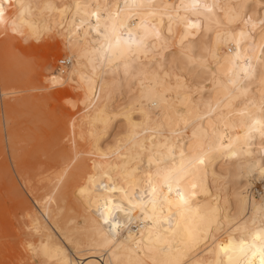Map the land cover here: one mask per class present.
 <instances>
[{"label":"bare ground","instance_id":"bare-ground-1","mask_svg":"<svg viewBox=\"0 0 264 264\" xmlns=\"http://www.w3.org/2000/svg\"><path fill=\"white\" fill-rule=\"evenodd\" d=\"M0 2L4 4L8 25L13 23L20 25L23 32V35H13L9 31L5 37V26L0 25V72L5 74L8 71L12 73L24 71L22 67L24 57L44 53L46 55L44 69L35 79L25 76L12 80L1 76V85L5 91L27 87L30 84L34 87L25 89L24 92L47 90L54 88L51 83L53 78L59 80L67 77L74 83L65 86L62 92L55 91L57 94L55 95L67 100L74 108L76 105L82 108L77 112V117H75L77 113L69 118L59 117L58 126L56 130L51 131V136L48 135L45 145H39L38 136L31 131L35 137L27 139L30 143L34 142L28 158L34 159L36 165L28 162L26 156L22 159L15 146L16 134L9 127L6 140L13 156L10 162L16 166L15 174L19 178V185L14 179L13 170L12 173L5 164L4 142L0 134V180L4 196H0V233H3L5 256L8 254L10 260L24 261L26 264H117L118 260L126 262L131 254L130 250L140 239L137 224L141 221L130 225L131 235L128 228H120L111 243L101 246L102 221L99 219L96 204L99 202L98 194L103 190L98 187L99 183H108V176H111L113 182H119L117 187H120L125 179L123 176L125 170L130 171L133 168L138 169L134 174L136 179H147L145 173L149 170L155 172L156 169V165L149 167V156L156 157L157 153L166 155L167 148L161 147L165 144L174 146L173 156L175 164L178 165L181 149L187 154V146L193 144L194 139L196 143L203 140V151L207 152V156L205 163L198 166L195 175L187 176L181 182V186L188 189L193 180L196 182L197 195L192 201V206L199 208L202 214L214 210L215 221L209 230L198 218L192 217L189 226L197 240L189 247L179 243L175 245L181 249L184 264H214L217 246L222 241L227 242L229 237L235 241L241 238L249 239L245 228L253 231L264 225V176L261 175V167L264 166V145L261 144L258 134H254L255 138L246 143L242 138L244 129L239 124L240 118L234 114L229 115L236 109L225 106L224 82L227 77L222 73L227 65L219 69L216 66L217 62L210 60L209 67L221 73L213 76L198 65L187 62L186 53L180 44L184 32L180 22L173 24L170 35L166 27L167 16L164 17V24L158 25L161 27L162 39L150 42L154 43V50H150L147 56L134 58L131 62L137 75V80H132L124 75L122 68L116 72L107 65H97L93 71L81 53L85 48L96 46L93 43L98 39L96 33L87 26L80 30L70 28L72 22L70 14L43 7L50 3L63 10L66 6L74 5L77 0H0ZM79 2L89 5H114L119 2L122 5L124 0ZM153 2L162 11L165 5L180 4V0ZM205 2L223 5L225 8L230 5H243L241 15L245 19L251 17V22L257 24L258 39L259 22L264 20V0H205ZM72 11L74 12V9ZM167 11L175 16L173 9L169 8ZM216 12L220 14V9L217 8ZM184 15L196 19L191 13H185L181 9L180 16ZM150 19L153 23H158L160 17ZM199 20L202 25L216 28V25L203 15ZM30 25L44 33L38 45H35L37 41L31 38ZM232 27L239 31L245 28V25L241 23ZM213 34L201 32L195 38L192 47L198 54L203 51L205 37ZM187 44L188 41H185V45ZM16 46L17 52L14 53L13 48L16 49ZM60 54L66 59L59 62L65 69H48L49 61ZM219 55L221 57L219 63L224 64L223 57L228 55L227 48L222 46ZM255 55L259 56V52ZM5 57L9 60L5 61L3 59ZM67 61L69 67H65L68 65ZM251 64L256 76L250 82L244 83L249 87L248 100L252 101L248 104V109L258 115L262 90L258 74L264 70V65L256 58L251 60ZM154 73L160 74L161 79L167 82L166 88L163 89L169 98L167 106L151 107L148 98L141 99L138 86L133 87L138 85L141 75L147 74V78L151 79ZM164 73L168 75L165 76ZM81 76L88 79L82 81ZM43 83H46L47 87L42 86ZM167 88L172 90L167 91ZM186 96L190 97L186 102L187 106L182 103ZM119 98H122L123 103L119 102ZM39 105L38 96L18 98L6 109L7 122L12 120L15 112H21L26 108V113L31 112L33 118L42 120V115L37 110ZM129 105L137 106V110L131 113L137 126L130 125L129 121L120 115ZM209 106L215 109L211 115L208 113ZM176 110L190 113L186 116L191 120L187 127ZM142 112L151 113L150 118L141 115ZM119 119L123 124L116 127V135L112 141L105 143L103 141L105 134L113 122ZM194 131L197 133L196 138L193 137ZM205 135L207 139H203ZM219 136L224 137L225 143L231 139L236 155H231L228 150L223 149L209 150V142L215 145ZM238 136L241 139L237 140ZM60 141L61 146H58ZM54 143L56 145L52 147ZM165 165L173 166L171 159L166 160ZM105 173L108 176H105ZM90 177L94 178L92 184L89 183ZM254 182L260 183L262 189L256 196L250 192ZM85 186L89 189L88 195H82L80 192ZM164 190L166 191V188ZM25 194L32 198L33 206ZM114 195L118 197L119 193ZM140 215L139 210L133 213V216ZM169 239L179 241L180 237L173 238L169 235ZM29 244L41 251L29 252L27 249ZM175 255L177 253L174 250L173 256ZM0 264L4 263L0 261Z\"/></svg>","mask_w":264,"mask_h":264},{"label":"snow or ice","instance_id":"snow-or-ice-1","mask_svg":"<svg viewBox=\"0 0 264 264\" xmlns=\"http://www.w3.org/2000/svg\"><path fill=\"white\" fill-rule=\"evenodd\" d=\"M21 7H24L21 5ZM47 10L62 11L70 14L72 22L70 28L76 30L84 29L86 26L96 33L98 39L93 43L96 45L91 48H85L81 55L92 66L93 71L97 65H107L113 71L123 69L124 75L132 80H137L135 69L132 67L134 58L141 55L147 56L150 50H154L155 41L162 39L161 27L164 24V17L167 16V31L171 35L173 24L180 22L184 28L180 44L186 53L188 63L198 65L213 76L221 75L218 71H213L209 67V61H216L217 68L223 69L227 65L222 75L227 77L225 85V106L229 109L235 107V111L229 115H235L240 118L239 124L244 129L242 138L246 143L255 138L258 134L261 138V144L264 145V70L259 75L261 93L259 98L258 115L248 109V100L250 95L249 87L245 81H251L256 76L255 69L251 60L256 58L264 65V20L259 22V34L257 39V24L251 22V17L245 19L241 15L243 5H230L227 8L223 5L209 4L205 0H180L178 5H165L164 10H160L153 0H124L121 5L117 2L114 5H89L82 4L77 0L74 5L66 6L63 10L57 9L53 4L43 6ZM173 9V16L167 9ZM220 9L217 14L216 9ZM74 9V12L72 11ZM181 9L185 13H191L196 19L188 15L180 16ZM205 16L212 24L216 25L213 29L209 25H202L199 17ZM160 17L158 23H153L151 17ZM78 18V19H77ZM139 21V22H137ZM243 23L245 28L237 31L232 25ZM0 25L5 26V37L9 31L13 35H23L22 27L13 23L8 25L5 19V7L0 2ZM250 25V27H248ZM31 38L39 42L44 33L35 26H29ZM201 32H213L212 36L205 37V43L202 53H197L192 47L195 38ZM87 35V32H85ZM192 37L193 39H189ZM185 41L188 44L185 45ZM226 47L228 55L223 57L224 64H220L219 53L221 48ZM259 52V56L255 54ZM167 76V73H164ZM86 76H81V80H87ZM52 86L60 89L65 86H71L74 81L71 78L56 79L53 78ZM167 82L161 79L160 74L154 73L151 79L147 74L141 75L138 79V85L141 99L148 98L151 107L160 105H169L166 88ZM167 88V91H171ZM190 97H185L182 103H185ZM239 101V103H235ZM219 103V102H218ZM243 105V107H241ZM255 106V105H253ZM137 110L136 105L127 106L120 115L127 119L132 126H137L136 121L132 119L131 113ZM215 111L209 106L208 113ZM177 115L187 127L191 120L187 119L190 113H182L176 110ZM141 115L150 118L151 113L142 112ZM202 119V117H201ZM228 126L227 124L225 125ZM193 137L197 133L193 132ZM203 139H207V136ZM241 139L240 136L236 137ZM167 148L166 155L157 153L156 157L149 156L148 165H156L155 172L147 171V179L138 180L135 173L138 169L133 168L130 171L125 170L124 181L120 187L113 182L111 176H108V183H99L98 187L103 191L98 194V203L96 204L99 213V219L102 221L101 229L103 239L101 246L111 243L120 228H128L129 235L132 234L130 225L136 221L137 231L140 239L135 242V246L130 250V256L126 262L117 261V264H184L183 255L180 248L175 247L177 243L185 247L191 246L197 240V236L190 228L192 217L198 218L207 229H211L215 221L214 210H208L201 213L199 208H193L192 201L195 199L197 184L193 180L188 189L181 186V182L187 176H194L198 171V166L205 163L207 152L203 151V140L188 145L187 154L181 149L180 162L175 164L173 156L174 146L161 145ZM209 150H228L231 155H236L233 149L231 139L228 143L224 142V137L216 138L213 145L209 142ZM158 157V158H157ZM171 159L173 166L168 167L165 161ZM261 175L264 176V166L261 167ZM155 177L156 179H154ZM93 177L89 178L92 184ZM126 184L127 186H123ZM96 187V185H93ZM166 188V191L164 190ZM82 195H88L87 186L80 189ZM116 193H119L117 197ZM175 209V211H174ZM139 210L140 216H133V213ZM167 225V227H165ZM104 226H107L106 228ZM249 239L241 238L239 241L228 238L227 242H221L217 246L216 259L214 264H264V225L259 229L249 231ZM179 236V241L169 239ZM29 252L39 253L41 249L34 248L31 244L27 245ZM177 255L173 256V251ZM142 253L143 255H139Z\"/></svg>","mask_w":264,"mask_h":264},{"label":"rangeland","instance_id":"rangeland-1","mask_svg":"<svg viewBox=\"0 0 264 264\" xmlns=\"http://www.w3.org/2000/svg\"><path fill=\"white\" fill-rule=\"evenodd\" d=\"M34 44L38 45V42L34 43ZM13 51H14V53L17 52V46H16V49H15V47L13 48ZM20 52H22V51L20 50ZM18 54H19V49H18ZM44 54L27 55L26 57H24L23 65H22V67L25 69L24 71H20L17 73H12V72L8 71L5 74H2L0 72V125H1L0 134H1L2 140L4 142L5 164L8 166V168L10 169L11 172L13 170V172H14V173L12 172L13 175L16 173V166L10 162V161H12L13 156H12L11 150L8 148L9 144L7 143V140H6V136L9 133L8 132L9 127H11L13 132L16 134V141L17 142H16L15 146L19 150L22 159H24L25 156L28 158V154L32 149V144H34V142H31V143L28 142L27 139H34L35 136H38L39 145H45L48 141V135L51 134V131L56 130V128L58 126L57 120L59 117L62 116L64 118H69L71 115L79 112L82 109L78 105H76L75 108L72 107L70 105V103L62 97H56L57 94L55 91L58 90V91L62 92L63 90H65L64 88H66V87H63L60 89L50 88V89L42 90V91H29V92L26 91V92H24L25 89L26 90L32 89L34 87L32 84H30L27 87H17L16 89L5 91L4 87L1 85V76L6 77V79L12 78V80L16 79V77L22 78L25 76H30V77H33L35 79L36 75L44 69V65L46 63V60L44 59L45 58L44 56H46V55H44ZM3 59L5 61L9 60L6 57ZM65 60L66 59L63 55H61V54L57 55L54 60L51 59L49 61L50 63H49L48 69L49 68L50 69L54 68L55 70L56 69H65L62 66H60V64H59L60 61H65ZM69 66H70V64L68 62V65L65 67H69ZM42 86L47 87L46 83H43ZM22 91H23V93H22ZM73 94H75V93L73 92ZM26 96H29V97L38 96L39 97V100H40L39 106L40 107L37 110L41 113L42 120L38 121L35 118H33L31 116V112L26 113V109H27L26 108V109H22L21 112H15L12 115V120L10 122H7L6 109H8V107L12 106L18 98H22V97H26ZM118 100H119V102L123 103L122 98H119ZM77 116H78V113H77V115H75V117H77ZM3 123H4V125H3ZM122 124H123L122 120H120V119L117 122L116 121L113 122L112 126L107 131V133L105 134L103 141L105 143L112 141L113 137L116 135V127L119 125H122ZM31 131H34L36 133L35 136L32 134ZM62 141H64V140H62ZM62 141H60L58 146H61L60 144ZM55 145H56V143H54L52 147H54ZM8 158H9V161H8ZM9 162L12 164V166H10ZM28 162L32 163L33 165H36V161L32 158L29 159ZM14 179H15L16 183L19 185L20 184L19 178L16 176V174L14 175ZM250 190H251L250 191L251 194L256 196L257 194L262 192L261 184L258 182H254V184L252 185ZM22 191L24 193H26L23 189H22ZM0 196L4 197L1 180H0ZM26 197H27V195H26ZM30 198L31 197H27L28 201L33 206L32 198H31V200H30ZM2 237H3V233H0V258H1L0 261L4 264H26V262H24V261L10 260L8 254H7L8 256L7 255L5 256L4 238H2Z\"/></svg>","mask_w":264,"mask_h":264}]
</instances>
